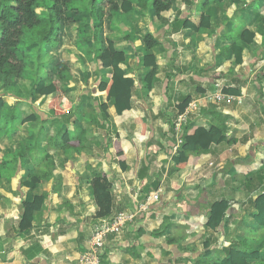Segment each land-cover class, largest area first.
Segmentation results:
<instances>
[{"label":"crops","instance_id":"obj_1","mask_svg":"<svg viewBox=\"0 0 264 264\" xmlns=\"http://www.w3.org/2000/svg\"><path fill=\"white\" fill-rule=\"evenodd\" d=\"M168 2L159 16L152 1L146 0L133 2L132 10L119 17L122 30L114 35L125 53L120 67L134 81L130 117L120 124L113 120L112 99L98 87L111 69L102 68L94 58V21L89 12L79 13L77 21L67 24L76 23L74 33L65 25L58 47L49 51L70 69V76L61 83L63 114L54 116L49 109L52 95L31 94L33 61L28 62L20 83L8 88L0 85V96L9 106H17L21 115L56 120L52 127L45 123L52 134L74 125L86 129L85 140L74 150L51 148L37 159L28 154L29 162L18 158L17 150L31 139L37 122H27L16 133L0 137V264L5 260L12 264L75 262L87 248L98 219L87 185L94 172L105 173L110 182L108 217L147 201L120 235L107 236L101 264L220 261L229 247L244 242L264 259V226L253 218L257 214L253 200L264 190V0ZM202 17L208 18L209 26L192 30L191 24L200 27ZM98 20L103 40L106 23L101 16ZM242 31L253 38L249 44L236 43L241 48L237 57L232 46L234 36ZM146 34L157 40L149 51L143 48ZM145 53L156 58L149 93L144 84L147 69L139 64ZM47 71L54 76L50 67ZM209 91L232 98L206 102L187 114L186 127L190 134L198 123L207 127L216 112L225 119L226 139L200 152L194 164L177 165L173 161L178 151L173 127L177 105L184 96L199 99ZM102 105L107 107V120L102 118ZM229 139L232 143H227ZM113 142L121 146L125 168L116 158ZM32 168L39 177L34 188L23 183ZM154 193L157 200L150 199ZM34 196H43V205L31 229L19 233L20 202ZM221 199L229 204L227 220L213 232L206 227L207 215L210 205Z\"/></svg>","mask_w":264,"mask_h":264},{"label":"trees","instance_id":"obj_2","mask_svg":"<svg viewBox=\"0 0 264 264\" xmlns=\"http://www.w3.org/2000/svg\"><path fill=\"white\" fill-rule=\"evenodd\" d=\"M135 1L146 0H0V85L8 88L13 83H20L26 74L28 62L33 61L35 66L31 94L52 95L48 103L49 109L54 116L63 114L65 92L61 83L64 78L70 76V69L59 55L54 56L49 51L58 47L65 25L71 21H77L79 13L89 12L94 21L91 32L94 58L100 62L102 68L111 69L108 78L100 82L99 90L104 91L107 99L113 101L116 110L114 123L120 124L126 121L130 117L131 90L134 81L125 76V71L120 67V63L125 60V53L118 47L119 39L116 38L114 32L122 30L119 17L121 14L130 12ZM151 1L156 16H159L169 6L168 0ZM38 8L42 10L38 12ZM99 16L104 18L105 28L108 31L103 40L100 37L101 29L97 21ZM202 20L204 21L200 22V27L191 24L192 30L198 31L209 26L208 18L202 17ZM234 37L232 47L234 51H238L237 57H239L241 48L236 43L238 41L251 43L253 34L242 31ZM156 44L157 40L151 34L144 35L143 48L145 51H149ZM25 45H28L27 48L24 47ZM139 64L147 69L144 84L149 93L153 89L155 80L156 58L154 55L145 53L140 58ZM48 67L54 71V76L51 71H47ZM189 101L190 96H184L177 105L178 114L184 112ZM106 108V105L100 106L102 118L105 120L109 118ZM55 121L54 119L40 121L35 115L25 117L21 115V110L17 106H9L0 96V137L7 132L16 133L19 127L27 122L38 123V128L36 132H32L31 139L17 150V157L24 162H29L28 154L34 155L37 159L40 154L43 156V153L51 148L74 150L83 143L86 129L74 125L70 128L59 129L52 134L48 127L54 126ZM224 121L225 119L219 113L212 112L209 125L205 127L202 123H198L192 134L189 133L184 123L181 127L182 143L177 155L173 156L174 163L177 165L194 164L200 152L208 150L211 144L224 141L226 139ZM45 123H49L46 128ZM227 143H232V140H227ZM113 147L117 160L125 168V155L120 144L113 142ZM191 152H195V156L192 157ZM33 169L28 171L27 180L23 182L30 188L39 184L38 173ZM92 174L93 177L88 180L87 185L97 208L95 217L108 216L111 213L112 203L110 182L103 172ZM43 200V196L21 200L17 227L19 233L31 229L32 221L41 209ZM253 205L257 211V214L253 216L255 223L264 226V190L253 200ZM228 209L229 204L225 199L213 202L208 211L206 227L213 232L219 231L227 220ZM204 247L209 250L207 242L204 243ZM207 252L210 253V251ZM4 264L12 263L5 260ZM196 264H264V259L258 250L244 242L242 246L229 247L227 257L220 261L196 260Z\"/></svg>","mask_w":264,"mask_h":264},{"label":"built area","instance_id":"obj_3","mask_svg":"<svg viewBox=\"0 0 264 264\" xmlns=\"http://www.w3.org/2000/svg\"><path fill=\"white\" fill-rule=\"evenodd\" d=\"M232 97L229 95H224L220 91H209L202 95L199 99H192L189 101L184 112L177 115L174 121V131L176 133V144L174 147L175 152L178 150L180 144L182 143L181 137V127L186 123L187 114L192 113L206 102L210 101H221V100H230ZM203 99V102H200ZM158 194L154 193L151 196V200H157ZM147 201H143L139 204L137 208L134 209H124L116 212L113 216H104L98 218L94 223L90 236L88 238L87 248L80 253V256L73 263L69 264H101L100 255L101 250L106 242V238L109 234L115 236L120 235L124 226L133 221L139 210H144L146 208Z\"/></svg>","mask_w":264,"mask_h":264},{"label":"rangeland","instance_id":"obj_4","mask_svg":"<svg viewBox=\"0 0 264 264\" xmlns=\"http://www.w3.org/2000/svg\"><path fill=\"white\" fill-rule=\"evenodd\" d=\"M148 1H151V0H148ZM42 9L41 8H38L37 9V11L39 12V11H41ZM98 23H102V21L100 20H98ZM72 24H73V26H74V29H72V27H71V29H70V26H72ZM68 29L72 32V33H74V30H76V23H70L69 25H67V31H68ZM70 40H68V45H70Z\"/></svg>","mask_w":264,"mask_h":264},{"label":"clouds","instance_id":"obj_5","mask_svg":"<svg viewBox=\"0 0 264 264\" xmlns=\"http://www.w3.org/2000/svg\"><path fill=\"white\" fill-rule=\"evenodd\" d=\"M187 107V106H186Z\"/></svg>","mask_w":264,"mask_h":264}]
</instances>
